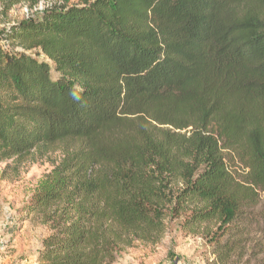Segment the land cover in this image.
<instances>
[{"label": "trees", "instance_id": "16d2710c", "mask_svg": "<svg viewBox=\"0 0 264 264\" xmlns=\"http://www.w3.org/2000/svg\"><path fill=\"white\" fill-rule=\"evenodd\" d=\"M1 41L0 161L79 142L29 207L38 264H115L168 218L264 264V0H92Z\"/></svg>", "mask_w": 264, "mask_h": 264}, {"label": "rangeland", "instance_id": "374dc122", "mask_svg": "<svg viewBox=\"0 0 264 264\" xmlns=\"http://www.w3.org/2000/svg\"><path fill=\"white\" fill-rule=\"evenodd\" d=\"M87 1L92 0H0V36L11 24L37 17L48 8ZM0 45L23 50L15 42L1 41ZM78 147L77 140H66L0 161V264H38L51 231L42 216L29 214V207L54 170ZM235 157L238 172L246 175L244 163L238 154ZM166 222L159 243L138 242L125 247L116 254L115 264H207L211 241L186 233L182 218Z\"/></svg>", "mask_w": 264, "mask_h": 264}]
</instances>
